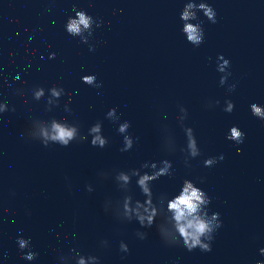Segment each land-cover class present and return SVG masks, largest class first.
Instances as JSON below:
<instances>
[{"label": "water", "instance_id": "1", "mask_svg": "<svg viewBox=\"0 0 264 264\" xmlns=\"http://www.w3.org/2000/svg\"><path fill=\"white\" fill-rule=\"evenodd\" d=\"M205 2L0 0V264H73L56 251L74 255L73 248L100 257L99 264L264 260V120L250 110L253 102L264 104V0H208L215 23L199 7ZM185 3L196 6L190 11L203 23L198 47L181 31ZM77 10L91 20L74 37L65 27L79 19ZM220 54L230 60L223 73ZM91 74L97 79L85 83ZM53 87L65 91L57 96ZM228 99L232 112L224 110ZM125 121L131 125L123 134ZM96 122L109 140L105 147L91 143ZM54 124L75 126V140L60 145ZM234 125L246 133L243 143L227 138ZM187 126L201 149L194 158L185 151ZM129 134L134 145L121 151ZM164 159L172 174L153 182L156 197L171 198L189 178L211 197L209 213H220L211 251L168 245L155 225L113 214L123 217L116 202L125 195L116 172ZM131 194L145 199L136 177ZM18 237L31 238V247L21 250ZM122 240L129 252L121 251ZM30 251L38 253L34 260L25 258Z\"/></svg>", "mask_w": 264, "mask_h": 264}, {"label": "clouds", "instance_id": "2", "mask_svg": "<svg viewBox=\"0 0 264 264\" xmlns=\"http://www.w3.org/2000/svg\"><path fill=\"white\" fill-rule=\"evenodd\" d=\"M196 7L194 4L185 3L184 8L180 13V19L183 21L181 31L185 34L188 42L194 46H199L204 42L205 32L202 21L196 17V13L190 11V9ZM203 10L204 15L213 23L216 22L217 13L215 8L206 0L205 3L199 5ZM79 19L69 18V22L66 24V31L71 36H76L81 33V25L87 28L90 24L91 15H85L84 10H77L76 14ZM190 19H195L196 23H186ZM90 50H94V47H90ZM56 53H52L51 57L54 58ZM219 60L222 61L218 64V71L224 72L225 68L230 67V60L225 58L223 54H220ZM231 75V73H230ZM96 75H85L82 80L85 83H93L96 80ZM225 77L222 76L220 83H225ZM236 85L229 86L230 91L235 90ZM54 95H60L61 91H65L63 87L59 90L53 87ZM3 93L0 92V95ZM43 94V88L37 92V96ZM219 104V101L215 102ZM211 103L209 107H211ZM235 109V102L231 99L226 101V112H232ZM115 108L109 111V115L115 112ZM250 110L252 114L264 120V104L253 102L250 104ZM187 111V109H186ZM187 119V117H186ZM131 122L125 121L119 125L118 131L120 133L128 132ZM55 134L52 137L54 140L62 146H68L77 135V128L75 126L54 124ZM102 125L96 122L90 129V133H95L92 136L91 143L94 146L105 147L109 143L108 138L103 134L101 135ZM246 133L238 126L231 127L227 138L235 141L236 143H243ZM87 137H83L86 139ZM187 145L185 151L189 157H197L201 154V149L195 134V130L187 126ZM124 147L121 151L130 150L134 145L133 137L129 135L124 136ZM173 151V150H168ZM224 159L221 154L220 157H209L204 161L206 166H212L218 162V160ZM187 162V158H186ZM151 168L152 171H141V168ZM141 168H132L130 170H120L115 174V180L120 190L125 195L122 201L116 202L117 206L122 209L123 217L113 214L120 220L132 221L137 220L139 224L145 228H151L155 225L163 241L168 245H181L189 251H193L199 248L201 251H211L212 242L215 239V232L222 226V220L220 219L219 212L209 213V204L211 203V197L208 193L197 186V184L189 178H185L181 185L179 192L171 198L166 194H161L156 197L153 192L152 184L158 180L161 176L172 174V162L168 159H164L160 162H152L150 165L145 163L141 165ZM133 177H136V185L139 187L141 193L145 199H135L131 194V184ZM91 191V189H88ZM105 211H108L105 208ZM159 221V222H158ZM137 235L141 239H145L148 235L147 232H138ZM18 245L21 250L26 246L31 247V238L18 237ZM102 246H107L108 241L101 242ZM120 249L123 252H129V245L125 241L120 242ZM59 259L62 261L65 258H71L73 264H86V257L96 261L99 264L100 257L96 255H85L78 252L75 248L71 250L74 255H64L59 249H56ZM261 253H264V248L260 249ZM38 253L30 251L25 254L27 260H34ZM256 264H264V260H258Z\"/></svg>", "mask_w": 264, "mask_h": 264}]
</instances>
